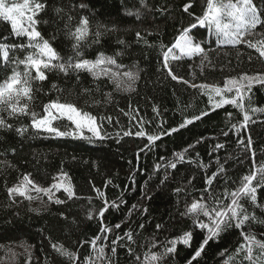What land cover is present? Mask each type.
<instances>
[{
    "label": "trees",
    "instance_id": "16d2710c",
    "mask_svg": "<svg viewBox=\"0 0 264 264\" xmlns=\"http://www.w3.org/2000/svg\"><path fill=\"white\" fill-rule=\"evenodd\" d=\"M185 2L189 0H144V4L141 0H46L47 8L39 14L41 22L38 30L60 56L65 59L74 56L72 44L75 41L65 34L66 16L64 20L58 17L54 11L57 7L64 8L65 13L71 9L75 18L73 30L81 17L90 20L92 33L97 26H101V31L105 28L109 30L100 37L98 44L91 43L93 36L87 38L81 49L82 58L95 60L101 52L114 56L117 51H122L124 55L116 57L125 66L120 71L137 72L139 78L131 85L134 91H123L116 89L115 84L99 69V79L94 80L85 71L80 73L79 83L75 81V76L48 73V80L42 85L44 91L38 93L32 102L33 110L40 112L42 104L50 99L59 98L61 102L73 103L105 124V130L113 139L102 144L91 145L86 141L56 138L47 133L33 136L31 130L24 136L18 135L15 130H0V264H26L27 261L30 264H69L66 257L53 251L49 241L77 252L80 251L78 241L103 235L99 231L101 220L98 211L104 207L105 200L109 209L102 222L113 231L106 233L110 239L98 241V246H107L105 252L111 256L112 264H134V258L129 256L127 247L122 244L131 247L134 254H140L143 260L144 252L159 250L150 248L153 237L163 243L182 236L185 231H194L191 247L178 243V251L167 260V264H187L207 229L194 228L190 218L194 214L181 216L186 211V205L207 196L205 188L223 198L225 189L228 192L235 190L242 177L254 170L253 164L259 166L260 162H264V113L250 112L253 122L247 129H241L239 122L243 117L237 109L225 105L210 111L208 90L202 92L190 86L215 84L223 87L226 78L242 72L248 75L264 72V60L254 49L247 48L245 44L217 45L212 36H207V44L211 48L209 60L201 63L202 57L194 56L169 61L174 74L187 80V84L173 81L163 68L160 45H165L163 50L166 51L167 46L174 43L181 24L186 25L188 15L182 11ZM256 2L259 3V0ZM206 6V0H197L195 14H200ZM260 7L264 8V5ZM253 31L264 32V28L258 25ZM137 32L155 47L148 48L142 42L137 43ZM148 32L153 34L149 36ZM118 40H124L128 47L118 44ZM0 41L9 44L28 42L26 37L12 35L10 22L2 17ZM25 54L17 53L20 58ZM2 76L3 73H0V78ZM122 80L127 84L126 78ZM52 84H56L61 91L52 89ZM85 89L88 91L85 92ZM251 95H254V107H264V88L254 86ZM153 106L158 109V116L153 112ZM202 110H209V115L171 136L162 135L143 152L139 149L148 143L146 136H123V131L139 130L140 120L152 122L144 124L146 133L159 135L161 131L178 126L185 117L191 118ZM124 112L129 114L124 115ZM228 113H233V117H228ZM104 116H112L113 123L99 121V117ZM117 120L119 123H116ZM8 122L20 127L28 125L30 120L22 117L9 119ZM161 123L163 127L158 129L157 125ZM231 124H237V128L229 130ZM64 125L66 130H70L67 121ZM224 131H229L227 137L222 134ZM116 133L120 136L117 137ZM249 136L254 144V158L237 143L238 139L247 141ZM201 137L203 139L197 143ZM117 138L120 139L119 144L115 142ZM217 143L224 144V147L216 150ZM190 144L195 147L188 148ZM185 149L188 151L184 160L178 162L175 169L167 167L169 162L177 161L174 154ZM217 160L226 172L220 173L209 186L205 180L217 171ZM156 165L160 167L157 169ZM61 173H67V180L75 192L71 200L67 199L66 193H57L56 197L66 201L64 204L56 205L48 201L44 194H36L34 197L38 196V199L28 201L18 196L10 198L7 193V187L15 185L24 174H30L39 186L49 187ZM109 180L112 183L105 186ZM94 188L104 195L101 196ZM256 196L258 204L264 205V188L258 187ZM113 202L119 205L118 210L111 206ZM229 202L225 200V203ZM133 205H136L135 209ZM245 206L250 214L264 219V207H253L247 202ZM29 208L38 211H29ZM144 208L148 209L146 213ZM89 213L94 217L92 220L87 218ZM200 219L209 223L202 215ZM117 223L121 225L119 229L114 228ZM141 224L143 228H140ZM157 224L162 225V230H157ZM243 231L247 229L233 228L223 232L218 239L209 242L193 264H224L238 244L243 242L240 235ZM126 232L132 233L133 241L129 242L126 237L118 241L117 252L112 253L111 239L123 237ZM253 232L257 238L264 239V225H254ZM82 251L89 252L90 246L85 245ZM92 256L95 258L96 253L93 252Z\"/></svg>",
    "mask_w": 264,
    "mask_h": 264
},
{
    "label": "snow or ice",
    "instance_id": "6c2138e0",
    "mask_svg": "<svg viewBox=\"0 0 264 264\" xmlns=\"http://www.w3.org/2000/svg\"><path fill=\"white\" fill-rule=\"evenodd\" d=\"M196 3L197 0H189V2L183 4L182 11L188 15V20L186 25L184 23L181 24L179 34L174 38V43L167 46L166 51L163 50L165 45H160L163 56V68L167 70L168 76L173 81L188 83L187 80L174 74V69L169 63L170 60L180 61L182 57L192 58L194 56L202 57L201 63L209 60L208 52L211 51V48L207 44V36L215 37L214 43L217 45L227 44L235 46L245 44L247 48L254 49L259 54V57L264 60V32L253 31L257 29L258 25L264 28V8L260 7V5H264V0H259V3L256 0H235V2H232V0H228V2H225V0H206L207 6L201 9L200 14H195L194 6ZM141 4H144V0H141ZM80 7L83 8L84 5L81 4ZM46 8V0H23V3H8L6 0H0V17L4 21L10 22L11 34L17 38L26 37L28 41L26 44H9L0 41V73H3L2 78H0V130H15L20 136H24L31 130L33 136L47 133L56 138L86 141L91 145L102 144L106 140H112L111 134L105 130V124L98 122L97 116L81 110L73 103L61 102L59 98L56 100L50 99L47 103L42 104L40 112L33 110L32 102L36 99L38 93L44 91L42 85L48 80V73L51 72L63 74L65 77L75 76V81L79 83L81 80L80 73L85 71L92 75L94 80L99 79L97 74V69H99L105 77H108L115 84L116 89L123 91H134L135 89L131 85L139 78L137 72L120 71L125 66L119 63L116 57L123 56L124 52L122 51H117L114 56H106L101 52L95 60L82 58L81 49L87 43V38L93 36L91 43L98 44L100 43V37L109 30L105 28L101 31V26H97V30L92 33L90 31V20L85 17L79 18L73 30L75 18L71 15V9L65 13L64 8L57 7L54 9L56 15L62 20L66 16L64 23L65 34L75 41L72 44L74 56H69L67 59L60 56L52 47L50 41L44 39L41 31L38 30V24L41 22L39 14L44 12ZM44 23L47 24L48 21H44ZM200 29H205L206 31L201 32L199 31ZM112 31H115V29H112ZM152 34V32H148L149 36ZM136 37L137 43L142 42L148 48L155 47L146 37L141 36L140 32L136 33ZM249 37H252V39ZM117 43L125 48L128 47L124 40H118ZM174 50H178L179 55ZM20 52L26 53L23 58L17 55ZM21 66H23L22 71ZM122 78L127 79V84L124 83ZM190 86L198 88L202 92L208 90L206 94L211 105L210 111H215L225 105H232L237 109L243 117L242 121L239 122L241 129H247L249 123L253 122L250 112L253 114L264 113V107L253 106L254 95H251L254 86L264 88V72L255 75H248L246 72H242L238 76L226 78L223 82V87L215 84H191ZM51 87L58 92L61 91L56 84H52ZM84 91L87 92L88 89ZM231 93H234V95H228ZM108 96L110 98L111 94L109 93ZM215 97H219V99H215ZM152 110L157 116L159 115V111L155 106H153ZM128 114L124 112V115ZM208 115L209 110H202L198 115H193L191 118L185 117L178 126L171 127L167 131H161L159 135L146 133L144 124L152 122L140 120L138 121L139 130L135 132L131 130L123 131V136H146L148 143L139 149V152H143L145 148H150L152 144L159 140L162 135L171 136L173 133L193 125L194 122L200 121ZM227 115L230 118L233 117V113H228ZM22 117H28L30 123L15 127L8 122L9 119H20ZM64 121L68 122L67 128L70 130L65 129ZM99 121H107L108 124H112L113 117H99ZM116 123H119V121L117 120ZM162 127L163 123L157 125L158 129ZM236 128L237 124H231L229 130ZM222 134L227 137L229 131H224ZM116 136L119 137L120 133H116ZM202 139L201 137L197 143H200ZM115 142L119 144L120 139L117 138ZM237 143L245 148L246 153L250 152L253 158L255 157L254 144L250 136L247 141L238 139ZM194 147L195 145L193 144L188 145V148ZM223 147L224 144L221 143L215 145L216 150ZM187 151L188 149H185L184 152L175 153L177 161L169 162L167 167L175 169L177 163L184 160ZM217 163L219 164V160H217ZM159 167L160 165H156L157 169ZM253 169L249 174L242 177L240 185L235 190L228 192L225 189L223 198L214 194L210 188H205L204 191L207 196H201L199 200H194L190 205H186V211L182 212L181 216L194 214L190 217L193 219L194 228L207 229V233L187 264H193V261H197L209 242L218 239L223 232L233 228L239 230L242 227L247 229V231L240 233L243 242L238 244L235 252L228 256L224 264H264V239L257 238L253 232V226L257 224L264 225V219L258 218L255 214H250L245 206V202H247L253 207H264V205L258 204L256 196L257 188H264V162H260L259 166L253 164ZM224 172H226L225 167L223 164H219L217 171L213 172L212 176L205 180V183L209 186L212 185L214 178ZM58 175L61 181L67 179V173ZM111 183V180L106 181L105 186ZM61 188L67 194L68 200L73 199L75 192L70 183L55 182L49 187H41L30 178V174H24L17 184L7 187L6 190L10 198L18 196L28 201L39 198L38 196L28 195L29 191H35L37 194L43 193L48 197V201L61 205L66 201L55 197L53 192V189L59 191ZM94 191L101 196L104 195L99 189L94 188ZM175 191L179 192L181 189H176ZM225 200H230V202L225 203ZM13 203H15L14 200ZM111 206L117 208V210L119 208V205L114 202ZM132 207L135 209L136 205ZM108 209L109 203L105 200L104 207H101L98 211V217L101 220L99 231L103 235H96L90 240L78 241L80 251L77 252L70 251L63 245L53 243L50 240L53 251L61 257H66L69 264H112L111 256L105 252L107 246L103 244L98 246V241L109 240L110 237L106 233L113 231L112 228L102 222ZM29 211L37 212L38 209L29 208ZM143 211L146 213L148 209L144 208ZM60 215L66 219L63 213H60ZM201 215L206 217L209 223H205L200 219ZM87 218L92 220L94 217L89 213ZM120 227L119 223L114 226L115 229ZM143 227L144 225L141 224L140 228ZM156 228L157 230H162V225L157 224ZM125 237L129 242L133 241L131 232L124 233L123 237L116 236L115 239H111L112 253L117 252V242L123 241ZM193 238L194 231H185L182 236L166 240L163 243L153 237L150 248L159 250L144 252L143 260L140 254H134L131 247L123 244L121 246L127 247L129 256L134 258V264H167L171 254L178 251L177 244L182 243L191 247ZM85 245L90 246V251L87 253L82 251ZM140 247L143 248L145 246L141 245ZM93 252L96 253L95 258L92 256ZM26 264H30V261H27Z\"/></svg>",
    "mask_w": 264,
    "mask_h": 264
},
{
    "label": "rangeland",
    "instance_id": "374dc122",
    "mask_svg": "<svg viewBox=\"0 0 264 264\" xmlns=\"http://www.w3.org/2000/svg\"><path fill=\"white\" fill-rule=\"evenodd\" d=\"M6 2H8V3H12V2L23 3V0H6ZM225 2H228V0H225ZM232 2H235V0H232ZM212 37H213V36H212ZM213 38L215 39V37H213ZM174 51H176V54L179 55L178 50H174ZM215 99H217V98L215 97ZM21 179H22V178H21ZM21 179H20V180H21ZM20 180H19V181H20ZM19 181H18V182H19ZM18 182H17V183H18ZM55 182H63V183H65V184H68V183H69L67 179L61 181V180H60V176H58V178H57L53 183H55ZM17 183H16V184H17ZM53 183H52V184H53ZM29 187H30V186H29ZM61 191L64 192V191H63V188H61L59 191H56L55 189H53V192L55 193V197H56L57 193H58V192H61ZM36 194H37V193H36L35 191H29V192H28V195H31V196H34V195H36ZM40 194H43V193H40Z\"/></svg>",
    "mask_w": 264,
    "mask_h": 264
}]
</instances>
